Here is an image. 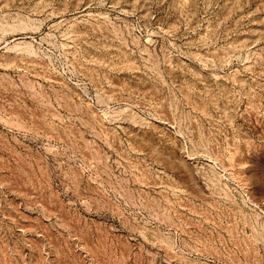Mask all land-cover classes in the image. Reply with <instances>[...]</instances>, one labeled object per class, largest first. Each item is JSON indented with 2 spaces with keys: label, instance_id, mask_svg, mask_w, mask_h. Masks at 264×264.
<instances>
[{
  "label": "rangeland",
  "instance_id": "obj_1",
  "mask_svg": "<svg viewBox=\"0 0 264 264\" xmlns=\"http://www.w3.org/2000/svg\"><path fill=\"white\" fill-rule=\"evenodd\" d=\"M0 264H264V0H0Z\"/></svg>",
  "mask_w": 264,
  "mask_h": 264
}]
</instances>
